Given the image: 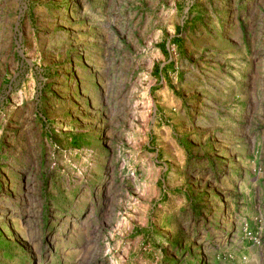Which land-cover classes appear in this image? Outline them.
<instances>
[{"label": "rangeland", "instance_id": "obj_1", "mask_svg": "<svg viewBox=\"0 0 264 264\" xmlns=\"http://www.w3.org/2000/svg\"><path fill=\"white\" fill-rule=\"evenodd\" d=\"M0 264H264V0H0Z\"/></svg>", "mask_w": 264, "mask_h": 264}]
</instances>
